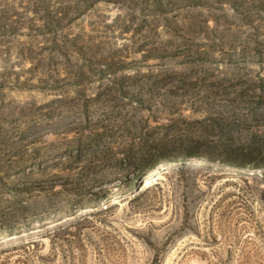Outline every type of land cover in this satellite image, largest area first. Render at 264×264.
<instances>
[{
    "label": "rangeland",
    "instance_id": "1",
    "mask_svg": "<svg viewBox=\"0 0 264 264\" xmlns=\"http://www.w3.org/2000/svg\"><path fill=\"white\" fill-rule=\"evenodd\" d=\"M230 121L264 135V0H0V264H264V169L144 171Z\"/></svg>",
    "mask_w": 264,
    "mask_h": 264
},
{
    "label": "trees",
    "instance_id": "2",
    "mask_svg": "<svg viewBox=\"0 0 264 264\" xmlns=\"http://www.w3.org/2000/svg\"><path fill=\"white\" fill-rule=\"evenodd\" d=\"M259 89H263V87L260 85ZM232 123L230 121L226 125L202 127L193 143L180 145L181 153L177 157L170 153L168 144L153 147L141 156L144 160L148 159L149 165H145L144 171L152 169L161 162L178 157L249 171L264 169V144L262 143L264 135L254 133L249 138L240 140L238 138L240 135L236 136L238 125H231ZM208 129L215 131L214 139L208 140Z\"/></svg>",
    "mask_w": 264,
    "mask_h": 264
},
{
    "label": "bare ground",
    "instance_id": "3",
    "mask_svg": "<svg viewBox=\"0 0 264 264\" xmlns=\"http://www.w3.org/2000/svg\"><path fill=\"white\" fill-rule=\"evenodd\" d=\"M148 184H149V181H148V180H146V181H145V185L147 186Z\"/></svg>",
    "mask_w": 264,
    "mask_h": 264
}]
</instances>
